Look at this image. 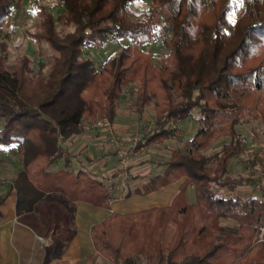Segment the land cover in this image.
<instances>
[{
  "label": "trees",
  "instance_id": "16d2710c",
  "mask_svg": "<svg viewBox=\"0 0 264 264\" xmlns=\"http://www.w3.org/2000/svg\"><path fill=\"white\" fill-rule=\"evenodd\" d=\"M21 1L0 0V32ZM32 1L40 23L30 36L55 55L48 72L39 68L35 75L29 57L21 56L9 68L0 54V146L13 147L20 164L10 187L17 194V211L32 210L39 200L50 210L53 244L44 263L67 244L77 201L110 208L102 179L83 169L51 167L61 157L65 166L70 162L63 144L84 131V121H114L127 89L137 115L151 103L154 108V123L139 145L175 138L174 123L193 117L194 110L197 128L183 149L156 163L157 174L125 193L148 194L184 178L172 203L107 214L90 228L98 254L111 264H264V239L258 238L264 199L217 191L264 179L229 174L243 150L237 125L245 117L264 124V0H150L138 21L126 17L133 0H58L56 17L39 0ZM56 22L72 30L59 35ZM159 22L169 33L163 40L167 52L153 63L140 44L155 40ZM123 37L130 43L99 68L82 57L87 46ZM225 137L227 142L206 154ZM61 212L67 216L64 223ZM224 219L236 227H225Z\"/></svg>",
  "mask_w": 264,
  "mask_h": 264
},
{
  "label": "crops",
  "instance_id": "0c3cea01",
  "mask_svg": "<svg viewBox=\"0 0 264 264\" xmlns=\"http://www.w3.org/2000/svg\"><path fill=\"white\" fill-rule=\"evenodd\" d=\"M127 117L117 112L109 127L94 126L93 122L86 121L88 128L84 127L82 133L71 136L63 144L62 154L69 156L70 162L65 166L64 159L61 157L51 169L55 170L63 166L73 171L83 169L103 181H107L109 176L116 173L119 175L113 179L119 180L121 173H125L127 176V172L130 171L136 180L128 189L141 188L150 176L159 172L160 167H157L156 163L166 160L170 157L173 149L180 147L171 143V138L162 143L144 146L145 151L149 150L148 154L145 155L144 151L140 156L141 159H138L139 157L136 155L131 156L125 168L117 161L113 163L114 159L119 158L118 150L112 140L113 135L117 132L125 133L131 126V120ZM181 123H174L173 126L178 128ZM178 134L177 131L176 135ZM118 136L123 138L121 148L125 150L127 148L126 140L129 139V136L124 137L122 134ZM5 149L1 152L0 158L3 159L4 169L8 170L4 174L10 175V180L0 184V196H4L0 205V264H111L103 259L95 249L90 237V228L112 211L128 213L119 206H113L114 203L124 200L123 192L119 191V187L116 189V194L120 195V198L110 203V208L94 206L85 201L75 203L73 232L66 233L69 237L67 244L59 256H54L44 263L46 250L53 244V238L49 231L50 210L45 200H39L32 210L17 211V194L14 189L10 190V187L13 184L15 172L20 169V164L16 150L13 148L10 149V153L13 152L12 158H15L16 162L11 167L7 159L8 152ZM152 152H155L157 156L164 155V157L160 159L149 157V153L152 154ZM9 172L10 174H8ZM183 180L184 178L148 194H132L127 197L131 203H127L125 206L134 209L132 211L134 212L170 205ZM188 198L193 201V197ZM60 216L63 223L66 222L65 212H61Z\"/></svg>",
  "mask_w": 264,
  "mask_h": 264
},
{
  "label": "rangeland",
  "instance_id": "374dc122",
  "mask_svg": "<svg viewBox=\"0 0 264 264\" xmlns=\"http://www.w3.org/2000/svg\"><path fill=\"white\" fill-rule=\"evenodd\" d=\"M39 2L48 11H50L54 17H56L61 11V4L58 0H39ZM149 5L150 0H133L126 9L127 19L130 21H138L142 19L144 14L148 11ZM37 9V6L32 0H22L20 8L14 10L11 13L6 21L5 26L0 32V43H4L5 45L4 50L0 49V54L6 55V65L9 68L14 67L17 64L18 59L25 55L31 59L30 66L32 67L35 75L38 73L39 68H41L42 73H47L51 60L55 55V52L52 51V49L47 44H38L30 36V33L39 29L40 17L38 15ZM234 16L235 12H232L230 14V18L233 19ZM71 30L72 27L64 26L59 22H56V31L59 35H63L67 32H70ZM156 30L157 36L155 40L140 44V47L143 50L151 53L153 63H159L161 56L166 54L167 50L163 44V40L167 39L169 36L167 28L162 22L158 23ZM129 43L130 39L126 37L118 40L109 39L102 46L85 47L82 52V57L90 58L94 62L96 68H99L108 57L117 54ZM130 97V93L127 89H125L117 102V112L120 115L128 116L127 118L131 120V126L126 130L125 133H115L113 138L119 134H122L124 137L129 136V138L136 133H140L142 135L144 132L143 127H146L150 123L153 125L154 123L155 113L153 104L151 103L149 106H147L142 115H137L130 107ZM196 113V110H194L193 117L182 121V123L178 126L179 134L176 135L174 139L172 138L170 140L171 143L178 145L181 149H183L185 142L192 137L197 128V123L195 120ZM127 124H129V122H127ZM170 125L172 124H169V126ZM236 128L238 131V136L243 142V150L238 157L233 159L229 169V174L233 176L242 175L264 177V124H261L258 118L245 117ZM227 141L228 138L225 137L214 142L205 150L206 154H211L212 152L216 151L223 142ZM4 149V147L0 146V156ZM10 149H13V147L5 150L8 152L7 159L12 167L16 160L15 158H12V155L14 154L13 152L10 153ZM169 149L171 150V148ZM148 151H145V155L148 154ZM142 153L136 155L139 157L138 159L142 158H140ZM168 153L169 152L167 150V154ZM150 156L157 157V159L164 157V155H155V152H152V154L149 153V157ZM2 161L3 159L0 158V184L7 183L10 180V175H5L8 170H5L7 168L4 169ZM116 161L118 163L119 158H117V160L114 159L113 163ZM128 162L126 166L128 165ZM8 174H10V172ZM132 175L133 173L128 171L127 176L124 179V184L119 187V191L123 192L122 198L124 197V200L113 204V206H119L120 208H123L125 212H132L134 210L125 206L127 203H131L130 199L125 196V193L128 187H130V185L136 180V178ZM217 191L225 196L256 195L264 199V179L251 187H231L218 189ZM188 197H193V191L191 188H189ZM222 224L225 227L233 228L237 225L235 221L230 219L222 220ZM258 238L264 239V229H259Z\"/></svg>",
  "mask_w": 264,
  "mask_h": 264
},
{
  "label": "built area",
  "instance_id": "2783aa9c",
  "mask_svg": "<svg viewBox=\"0 0 264 264\" xmlns=\"http://www.w3.org/2000/svg\"><path fill=\"white\" fill-rule=\"evenodd\" d=\"M94 126H110V122H108L106 119H97L96 121L93 122ZM84 127L88 126V123L86 121H84L83 123ZM152 124H148L146 127H143V134L149 132V130L151 129ZM141 134L140 133H136L134 135H132L128 141H127V148L124 150L121 148V143L123 141V138L121 136H116L115 138H113V142L117 148V153H118V157H119V163L120 165L125 168L128 160L130 159L131 155H137L140 154L144 151V146L143 145H139L140 140H141ZM121 179H111L108 178L107 181H104L105 186L109 192V202L112 203L114 201H116L118 198H120V195L116 194V189L118 187H121L124 184V179L126 177L125 173H121L120 174Z\"/></svg>",
  "mask_w": 264,
  "mask_h": 264
},
{
  "label": "snow or ice",
  "instance_id": "6c2138e0",
  "mask_svg": "<svg viewBox=\"0 0 264 264\" xmlns=\"http://www.w3.org/2000/svg\"><path fill=\"white\" fill-rule=\"evenodd\" d=\"M240 2L242 3V2H243V0H240Z\"/></svg>",
  "mask_w": 264,
  "mask_h": 264
}]
</instances>
